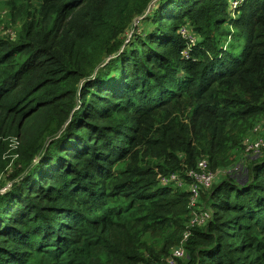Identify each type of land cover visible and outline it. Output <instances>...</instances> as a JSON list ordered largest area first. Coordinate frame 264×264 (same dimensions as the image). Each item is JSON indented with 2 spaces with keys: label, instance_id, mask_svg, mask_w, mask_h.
<instances>
[{
  "label": "trees",
  "instance_id": "trees-1",
  "mask_svg": "<svg viewBox=\"0 0 264 264\" xmlns=\"http://www.w3.org/2000/svg\"><path fill=\"white\" fill-rule=\"evenodd\" d=\"M263 119L264 0H0V264H264Z\"/></svg>",
  "mask_w": 264,
  "mask_h": 264
},
{
  "label": "built area",
  "instance_id": "built-area-1",
  "mask_svg": "<svg viewBox=\"0 0 264 264\" xmlns=\"http://www.w3.org/2000/svg\"><path fill=\"white\" fill-rule=\"evenodd\" d=\"M181 32L186 38H190L189 35H186L187 32H186L185 28L181 29ZM261 128H264V119L261 122H259L258 124H255L252 129L254 132H257ZM243 144L246 147V152L257 154L264 147V136L254 140V141L247 138L244 140ZM198 168H199L198 171L192 169V170H189L187 173L188 176L192 179V183H191V186L189 189L190 204L191 205H194L195 202L198 201L199 196H200V189L202 187L203 188L209 187L213 183L214 178L216 176V173L210 172L207 170V162L204 159H201L198 162ZM179 180H180V178L176 175H171L169 178L160 177V183L162 185H167L170 182L180 183ZM202 219H203V214L200 216L195 215V216H193L192 222L193 223L194 222H200V221H202ZM174 255L175 256H182L183 255V251L181 250V247H179V249H176L174 251Z\"/></svg>",
  "mask_w": 264,
  "mask_h": 264
},
{
  "label": "rangeland",
  "instance_id": "rangeland-1",
  "mask_svg": "<svg viewBox=\"0 0 264 264\" xmlns=\"http://www.w3.org/2000/svg\"><path fill=\"white\" fill-rule=\"evenodd\" d=\"M141 20V19H140ZM140 25V24H139ZM138 24H137V21L135 22V24H134V29H136V27H138L139 26ZM133 29V30H134ZM185 30H186V35H189L190 36V38H188L189 39V43L190 44H195L196 43V37L192 34V32H189L188 31V29L187 28H185ZM181 32V31H180ZM182 33V32H181ZM257 126V125H256ZM255 126V127H256ZM264 136V128H261L259 131H257V132H254L253 131V129L252 130H250V134H248V136H246V138L245 139H251L252 141H254V140H256V139H258V138H261V137H263ZM216 178H215V180H217V179H220V174H217L216 173ZM2 181H5L4 182V184H2L1 186H0V190H2V189H4V187H6V186H9L10 184L9 183H7V181L3 178L2 179ZM190 186H191V184L189 185V187H188V190L190 189ZM7 188V187H6ZM190 199V198H189ZM197 203H198V201H196L195 202V204L194 205H191L190 204V200H189V206L192 208V210H193V215L195 216V215H197V216H200V215H202L203 213H202V211H200V210H195V208H196V205H197Z\"/></svg>",
  "mask_w": 264,
  "mask_h": 264
}]
</instances>
